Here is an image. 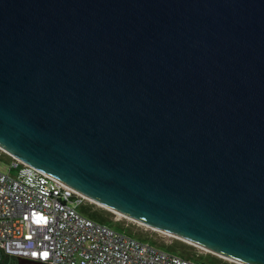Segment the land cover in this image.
I'll list each match as a JSON object with an SVG mask.
<instances>
[{
	"label": "water",
	"instance_id": "obj_1",
	"mask_svg": "<svg viewBox=\"0 0 264 264\" xmlns=\"http://www.w3.org/2000/svg\"><path fill=\"white\" fill-rule=\"evenodd\" d=\"M0 149L264 264V0H0Z\"/></svg>",
	"mask_w": 264,
	"mask_h": 264
},
{
	"label": "built area",
	"instance_id": "obj_2",
	"mask_svg": "<svg viewBox=\"0 0 264 264\" xmlns=\"http://www.w3.org/2000/svg\"><path fill=\"white\" fill-rule=\"evenodd\" d=\"M84 199L12 158L0 170V264H201L82 215Z\"/></svg>",
	"mask_w": 264,
	"mask_h": 264
},
{
	"label": "trees",
	"instance_id": "obj_3",
	"mask_svg": "<svg viewBox=\"0 0 264 264\" xmlns=\"http://www.w3.org/2000/svg\"><path fill=\"white\" fill-rule=\"evenodd\" d=\"M0 155L5 156L6 159H4V160L7 161L8 163L12 160V157L5 154L4 152L0 151ZM78 211L82 215H84V216H86V217H88V218H90L96 222L108 225V226H110L116 230L123 231L122 228L118 224L113 223L109 219H107L106 213H110V212H108L106 210H96L91 206V204L81 203L78 206ZM127 234L135 237L136 239L142 240V241H145V239H146L145 237H142V235H140V234L131 233V231H128ZM144 234H148V233H144ZM160 247L162 249L170 252V253L177 254V255L184 257V258L191 259L192 257H195V259H191V260H194V261L199 262L201 264H228L227 260H223L222 258L217 257L216 255H213L210 253H207L204 256L197 255L195 252H192L195 249L194 246L187 244L185 242H180L179 240H174L168 245H160Z\"/></svg>",
	"mask_w": 264,
	"mask_h": 264
},
{
	"label": "rangeland",
	"instance_id": "obj_4",
	"mask_svg": "<svg viewBox=\"0 0 264 264\" xmlns=\"http://www.w3.org/2000/svg\"><path fill=\"white\" fill-rule=\"evenodd\" d=\"M1 152H3L1 149H0ZM5 153V152H4ZM7 154V153H5ZM8 155V154H7ZM10 156V155H9ZM4 159L5 156H2L0 155V170L2 171H7V164H9L7 161H5ZM83 204H91V206L96 209V210H106L110 213H106V217L107 219H109L111 222L113 223H116L118 224L123 231L127 232L128 231H131V233H137V234H140L142 235V237H145V241L149 242V243H152L156 246H159L160 245H168L170 244L172 241L174 240H178L176 238H173V237H170L164 233H161L157 230H154L148 226H145L143 224H139L137 222H134L132 220H129V219H126L98 204H96L95 202L91 201L90 199H84L82 201ZM144 233H148V234H144ZM180 242H185V241H182V240H179ZM186 243V242H185ZM189 244V243H187ZM193 246V245H192ZM194 250L192 252H195L197 255H206L207 253H209L208 251L204 250V249H201L199 247H196L194 246ZM212 254V253H210ZM214 255V254H213ZM217 256V255H216ZM219 257V256H217ZM221 258V257H220ZM191 259H195V257H192ZM223 260H227V259H224L222 258ZM228 264H237V263H234L232 261H229L227 260Z\"/></svg>",
	"mask_w": 264,
	"mask_h": 264
},
{
	"label": "bare ground",
	"instance_id": "obj_5",
	"mask_svg": "<svg viewBox=\"0 0 264 264\" xmlns=\"http://www.w3.org/2000/svg\"><path fill=\"white\" fill-rule=\"evenodd\" d=\"M86 198V197H85ZM92 201V200H91ZM94 202V201H93ZM96 203V202H95ZM97 204V203H96ZM99 205V204H98ZM101 206V205H100ZM140 224V223H139Z\"/></svg>",
	"mask_w": 264,
	"mask_h": 264
}]
</instances>
